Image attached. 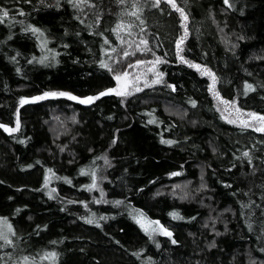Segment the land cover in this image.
Returning a JSON list of instances; mask_svg holds the SVG:
<instances>
[{"label":"trees","instance_id":"1","mask_svg":"<svg viewBox=\"0 0 264 264\" xmlns=\"http://www.w3.org/2000/svg\"><path fill=\"white\" fill-rule=\"evenodd\" d=\"M133 3L0 0V264H264V134L215 107L264 116V0ZM156 59L155 87L99 95Z\"/></svg>","mask_w":264,"mask_h":264},{"label":"rangeland","instance_id":"2","mask_svg":"<svg viewBox=\"0 0 264 264\" xmlns=\"http://www.w3.org/2000/svg\"><path fill=\"white\" fill-rule=\"evenodd\" d=\"M143 61V63H138V61L132 63V67L125 68L122 70V72H118L114 74V79H115V87L114 89L117 92H122L124 93L123 95H117L116 92H111L110 94H114L116 96H119L123 99L130 97L131 95L140 92L141 90L145 88H153L156 85H158L161 81V73L158 70L159 63H161V60H140ZM204 71V70H203ZM127 72L128 75L126 77L122 76L121 74ZM203 73V72H202ZM204 74H206L204 72ZM121 75V79L117 81L116 76ZM158 81V82H157ZM139 89V90H138ZM44 95V94H43ZM41 95L40 97H42ZM69 95V94H68ZM68 95L65 96H49L44 99H39L45 100L48 98H61L65 99L71 102L79 103L81 105H89L90 103H93L95 100H93L90 103H80V100H86L87 98H77V99H69ZM71 96V95H70ZM74 97V96H73ZM89 98V97H88ZM23 104H20L19 107H21ZM215 107L217 110L220 112L222 118L236 126L239 127H244L242 122H248L251 126L250 127H245L252 129L256 132L263 133L264 131H257L256 128H264V122H260L255 120L253 117L249 116L248 112H243L241 111L236 102H231L229 104H225L222 102L218 97H215ZM259 116V115H258ZM65 118V117H63ZM64 120V119H63ZM69 118H65V122L69 121ZM50 122L48 123V126L50 129H56L59 124L57 122V119L53 114H51L50 117ZM17 123L15 125V129L17 128ZM57 134V133H56ZM166 193H170L173 196H179L181 193H183L181 185H172L171 188L168 187L167 189H163ZM149 232L151 231L153 234H158V235H163L165 236L162 231L160 230V226L154 225L152 222H150L147 226Z\"/></svg>","mask_w":264,"mask_h":264},{"label":"snow or ice","instance_id":"3","mask_svg":"<svg viewBox=\"0 0 264 264\" xmlns=\"http://www.w3.org/2000/svg\"><path fill=\"white\" fill-rule=\"evenodd\" d=\"M72 2H73V4H74L75 7H79L81 4H87V3H88V0H72ZM117 2L120 3V4H124V3H126V0H117ZM149 2H150L151 7H159V5H160V3H161V0H149ZM164 2L170 4L171 7H172L173 9H175V11L179 12V13H180V16H181L182 19H183V21H185V22L187 21V19H188L187 15L185 14L183 8L177 7V5H176V3H175V0H164ZM225 3L227 4V3H228V0H225ZM91 6L94 7V5H91ZM132 7L138 9V8L140 7V5H139V0H135V3H133ZM21 14H23V13H21ZM127 14H128V15H131V16H135L137 19L140 18V17H139V14H138V11H132V12L127 13ZM2 15H3V17H7V16H8L7 11H4V12L2 13ZM0 22H2V20H0ZM141 23H143V21H141ZM124 27H125V26H124L123 24H117L116 29H113V31H117V30L122 29V28H124ZM128 27H131V25H129ZM184 28H185L184 37H186V36H187V26H186V23H185V25H184ZM31 31L35 33V32H38L39 30H38V29H35V28H32ZM184 37H182L181 39H179V40L177 41V49H178V50H180V45L183 43V39H184ZM105 43H107V41H105ZM141 43L146 45V44H147V41H145V40H141ZM128 55H129V53H127V52L124 53V56H128ZM138 63H143V61H138ZM190 66H194V67L199 68L198 65H190ZM101 67L108 68L109 71L112 70V69L109 67V65H107V64H105V63H103V62L101 63ZM129 67H132V65H129ZM205 73H206L207 75H209V76H212V78H213V85H214V84H215V77H214V76L212 75V73H211L209 70H207V69H205ZM121 75L124 76V77H126V76L128 75V73H127V72H124V73H122ZM121 75H117V76H116L117 81H119V80L121 79ZM157 82H158V81H157ZM247 87H248L249 89H251L252 86H251V85H247ZM138 90H139V89H138ZM111 92H116L117 95H123V94H124V93H122V92H117L115 89H110V90H108V92H102V93H100L99 95H100V96H103V95H107V94H109V93H111ZM57 95H59V96H65V95H68V94H67V93H45L42 97H36V98H33V101H31V102H34L35 100H39V99H44V98H47V97H49V96H57ZM68 98H69V99H77L76 97H73V96H70V95H68ZM98 98H99V96H97V97H89V98H87L86 100H80L79 102H80V103H90V102H92L93 100L98 99ZM28 102H30V101L23 100V99L21 100V104L28 103ZM225 103H227V102H225ZM193 105H194V102H193ZM249 116L253 117V118H254L255 120H257V121L264 122V116H258V115L254 114V113H249ZM230 122H232V121H230ZM242 123H243V126H244V127H250V126H251L248 122H242ZM0 127H3V126L0 125ZM6 130H8V129H6ZM256 130H257V131H264V128H256ZM244 155H248V154L245 153ZM173 175H178V173H174ZM172 215H173L174 218H177V219L180 218V217L177 216V214H175V213H173ZM0 223H3V224L6 225V227H7V232H8V233H11L12 235L15 234V233L12 231V227H11V225H10V224H7V221H0ZM88 223H92V221L89 220ZM155 223H156V224H159L158 221L155 222ZM160 230L162 231V233H163L164 235L171 236V233L168 232L166 228H163L162 226H160ZM0 241H3V242H4V245H11V244L13 243L12 240L9 239L8 234H6L5 231H4L2 228H0ZM173 243H175V241H173ZM49 256L54 257V256H55V253H49V254H46L43 258H44V259H47ZM24 259H25V261L27 262L28 258L25 257Z\"/></svg>","mask_w":264,"mask_h":264},{"label":"bare ground","instance_id":"4","mask_svg":"<svg viewBox=\"0 0 264 264\" xmlns=\"http://www.w3.org/2000/svg\"><path fill=\"white\" fill-rule=\"evenodd\" d=\"M8 131H9V128H8ZM144 225V224H143ZM147 229V228H146ZM147 232V231H146ZM151 232V231H150Z\"/></svg>","mask_w":264,"mask_h":264},{"label":"water","instance_id":"5","mask_svg":"<svg viewBox=\"0 0 264 264\" xmlns=\"http://www.w3.org/2000/svg\"><path fill=\"white\" fill-rule=\"evenodd\" d=\"M38 97V96H37ZM36 98V97H35Z\"/></svg>","mask_w":264,"mask_h":264}]
</instances>
